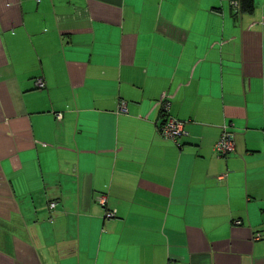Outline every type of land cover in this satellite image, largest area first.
Listing matches in <instances>:
<instances>
[{
  "label": "crops",
  "instance_id": "0c3cea01",
  "mask_svg": "<svg viewBox=\"0 0 264 264\" xmlns=\"http://www.w3.org/2000/svg\"><path fill=\"white\" fill-rule=\"evenodd\" d=\"M0 264H264V0H0Z\"/></svg>",
  "mask_w": 264,
  "mask_h": 264
},
{
  "label": "built area",
  "instance_id": "2783aa9c",
  "mask_svg": "<svg viewBox=\"0 0 264 264\" xmlns=\"http://www.w3.org/2000/svg\"><path fill=\"white\" fill-rule=\"evenodd\" d=\"M234 6H238L237 2H234ZM37 88H43L44 83L42 81H38L36 83ZM168 110V104H164L163 111ZM119 112L125 113L126 108L125 105L121 104L119 106ZM57 117H61L58 115ZM159 133L160 135L165 139H171L176 140L183 134V126L180 122L174 121L173 119L167 117L162 121L161 125L159 126ZM214 151L217 154L218 157H224L228 154L232 153L234 151V136L228 132L227 130H224L220 140L217 142V144L214 147ZM96 201L99 203L100 206L105 208L106 206V196L105 195H97ZM55 208V203L52 202L50 204V209ZM115 216V211H109L106 210L104 217L106 219L113 218Z\"/></svg>",
  "mask_w": 264,
  "mask_h": 264
}]
</instances>
